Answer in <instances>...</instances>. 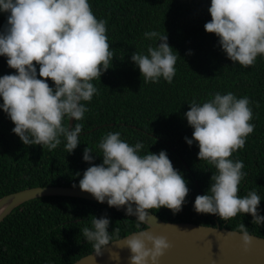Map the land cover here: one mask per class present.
<instances>
[{"label": "clouds", "instance_id": "obj_1", "mask_svg": "<svg viewBox=\"0 0 264 264\" xmlns=\"http://www.w3.org/2000/svg\"><path fill=\"white\" fill-rule=\"evenodd\" d=\"M208 13L211 19L204 30L217 37L228 60L247 67L264 56V0H210ZM0 14L5 16L0 57L14 70L0 75V111L24 146L51 151L63 143L72 154L81 144L80 121L88 111L87 102L98 94L93 81L101 80L113 63L106 21L95 16L89 0H0ZM143 36L152 43L144 51L132 52L130 61L144 82L172 83L178 51L170 46L167 34L153 29ZM186 54L191 55V50ZM188 105L183 116L192 135L185 142L190 147L195 144L198 160L215 169L207 190L196 195L193 210L223 220L242 213L251 217L252 224L264 225L257 191L238 194L247 173L243 161L233 158L254 130L251 101L232 92H215L210 99H193ZM97 146L99 156L84 147L82 160L89 166L76 173L74 189L138 222L151 216L152 209L167 208L173 214L182 210L188 181L174 168L166 150L142 152L143 142L129 144L119 131L107 132ZM97 158L100 163L94 162ZM110 224L107 215H93L91 225L79 229L98 255L113 238ZM238 227L243 250L248 252L252 237L245 224ZM124 246L130 253L129 264H159L171 248L167 237L145 231L127 238Z\"/></svg>", "mask_w": 264, "mask_h": 264}, {"label": "trees", "instance_id": "obj_2", "mask_svg": "<svg viewBox=\"0 0 264 264\" xmlns=\"http://www.w3.org/2000/svg\"><path fill=\"white\" fill-rule=\"evenodd\" d=\"M89 3L95 16L106 21L114 59L101 80L93 81L98 94L87 102L88 111L80 121L81 144L72 154L64 150L63 143L51 151L46 147L24 146L11 131L12 122L0 111V198L36 186L78 184L76 173L82 174L89 166L82 160L84 147L99 156V140L107 132L119 131L129 144L143 142L142 152L166 150L174 168L188 181L189 194L179 213L173 214L167 208L151 212L168 222L218 225L235 231L245 224L249 233L264 237V225L252 224L246 214L223 220L193 210L196 195L207 190L215 169L198 160L195 144L190 147L185 142L186 136L191 138L192 129L183 116L193 99L203 102L215 92L249 98L254 130L244 147L233 153V158L243 161V171L247 173L238 194L257 191L264 209V56H258L247 67L226 58L217 37L203 27L211 19L210 0H89ZM4 23L5 16L0 14V26ZM153 29L167 34L170 46L180 55L172 83L163 79L157 83L144 82L130 61L132 52L144 51L152 43L143 33ZM189 50L191 55L186 54ZM12 71L5 58L0 57V75ZM49 84L52 86L51 81ZM94 162L100 163L101 159ZM93 215L110 217L109 231L113 237L110 242L146 227L122 211L88 199L38 197L18 206L0 223V264H74L95 251L79 232L83 226L91 225Z\"/></svg>", "mask_w": 264, "mask_h": 264}, {"label": "water", "instance_id": "obj_3", "mask_svg": "<svg viewBox=\"0 0 264 264\" xmlns=\"http://www.w3.org/2000/svg\"><path fill=\"white\" fill-rule=\"evenodd\" d=\"M73 121L70 123L72 124ZM42 196H69L97 202L89 193L70 186H36L0 198V223L21 204ZM105 205H107L105 203ZM123 212V211H122ZM142 230L133 232L106 246L102 254L95 251L74 264H129L124 241L140 231L167 237L171 248L159 264H264V237L251 234L250 250L244 252L239 231L189 222H168L152 212L142 222Z\"/></svg>", "mask_w": 264, "mask_h": 264}]
</instances>
